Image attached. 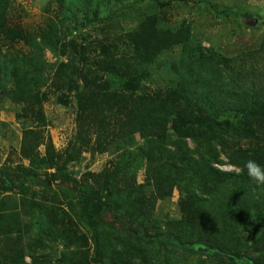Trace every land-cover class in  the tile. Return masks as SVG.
I'll list each match as a JSON object with an SVG mask.
<instances>
[{
  "label": "trees",
  "instance_id": "16d2710c",
  "mask_svg": "<svg viewBox=\"0 0 264 264\" xmlns=\"http://www.w3.org/2000/svg\"><path fill=\"white\" fill-rule=\"evenodd\" d=\"M11 1L0 0V108L21 105L28 164L0 169V264H264V185L245 167H264V32L257 48L231 56L186 21L166 27L152 14L126 32L129 53L104 44L95 67L63 23L50 19L39 33L9 26ZM16 40L35 54L2 51ZM47 49L66 58L51 77L59 102L78 105L66 160L40 88ZM172 51L166 88L151 90V69ZM85 150L115 156L77 179L67 166ZM175 191L180 216L156 217Z\"/></svg>",
  "mask_w": 264,
  "mask_h": 264
},
{
  "label": "rangeland",
  "instance_id": "374dc122",
  "mask_svg": "<svg viewBox=\"0 0 264 264\" xmlns=\"http://www.w3.org/2000/svg\"><path fill=\"white\" fill-rule=\"evenodd\" d=\"M158 1V2H157ZM8 16V25L21 28L26 32L39 33L46 23L53 19L64 24L62 32L66 40L75 39L86 48L87 57L95 67L101 61L104 44L111 43L112 53H129L130 49L124 41L127 31L135 28L146 16L155 14L161 18L163 26L177 27L181 22L190 24L194 35L204 41L206 46H214L231 56H241L259 46L264 32V0H12ZM250 17H259L263 23L249 25ZM2 44L4 53L35 52L23 41H8ZM116 45V47H115ZM125 51V52H124ZM35 54V53H34ZM176 55L175 51L167 52L151 69V90L166 88L168 80L167 64ZM47 61L46 82L40 87L46 91L48 99L44 109L48 116L49 131L54 143L65 157L69 142L75 137L78 128V105L75 100L69 104L59 102L58 89L54 84L53 66L56 62L66 60L65 56H55L52 51L44 53ZM102 80L108 81L107 72H102ZM22 110L21 105L10 100L2 101L0 108V169L8 165L12 169L20 164H28L20 156V139L22 136V121L17 116ZM193 143V142H191ZM92 147V146H91ZM112 153H92L85 150L78 159L68 163V170L77 179L89 171H101L111 165ZM223 169H233L230 165ZM18 171V170H16ZM138 180L144 181V169L138 174ZM62 185V184H60ZM58 188L57 184H53ZM53 191V190H52ZM178 191L170 198L160 200L155 216L167 219L180 216L177 201ZM109 219L114 216L107 213ZM28 219V216L24 217ZM137 228H132V230ZM135 231V230H134ZM4 243L0 238V246ZM21 244H28V238L23 237ZM61 249V246L58 247ZM27 251V249H26ZM27 253V252H26ZM26 259L31 260L27 254Z\"/></svg>",
  "mask_w": 264,
  "mask_h": 264
},
{
  "label": "clouds",
  "instance_id": "9594fccd",
  "mask_svg": "<svg viewBox=\"0 0 264 264\" xmlns=\"http://www.w3.org/2000/svg\"><path fill=\"white\" fill-rule=\"evenodd\" d=\"M245 167L251 180L255 181L257 184L264 185V167L251 159L245 163Z\"/></svg>",
  "mask_w": 264,
  "mask_h": 264
},
{
  "label": "flooded vegetation",
  "instance_id": "af4514ba",
  "mask_svg": "<svg viewBox=\"0 0 264 264\" xmlns=\"http://www.w3.org/2000/svg\"><path fill=\"white\" fill-rule=\"evenodd\" d=\"M250 18L252 19V22L250 24H253V23L261 24V23H263L262 19L259 17H250ZM256 18H258V22H256Z\"/></svg>",
  "mask_w": 264,
  "mask_h": 264
},
{
  "label": "water",
  "instance_id": "95a60500",
  "mask_svg": "<svg viewBox=\"0 0 264 264\" xmlns=\"http://www.w3.org/2000/svg\"><path fill=\"white\" fill-rule=\"evenodd\" d=\"M256 22H258V18H256ZM252 25H254V23L252 24ZM193 248H195V247H193ZM207 248H205V250H206ZM231 259H233V257H230Z\"/></svg>",
  "mask_w": 264,
  "mask_h": 264
}]
</instances>
